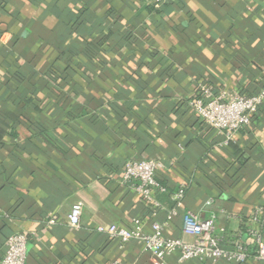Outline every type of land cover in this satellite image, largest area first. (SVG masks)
Instances as JSON below:
<instances>
[{"label":"crops","instance_id":"0c3cea01","mask_svg":"<svg viewBox=\"0 0 264 264\" xmlns=\"http://www.w3.org/2000/svg\"><path fill=\"white\" fill-rule=\"evenodd\" d=\"M200 85L264 93V0H0V261L25 233L26 264H154L105 230L175 209L166 236L187 211L214 217L223 248L263 264L249 231L264 240V103L223 146L186 106ZM132 159L164 166L154 215L121 184Z\"/></svg>","mask_w":264,"mask_h":264},{"label":"built area","instance_id":"2783aa9c","mask_svg":"<svg viewBox=\"0 0 264 264\" xmlns=\"http://www.w3.org/2000/svg\"><path fill=\"white\" fill-rule=\"evenodd\" d=\"M167 0H153L158 6ZM264 93L253 96L242 94L220 93L215 96L205 85L186 103L190 113L199 122L206 124L211 131L224 137L223 146L233 140L234 135L242 128L250 125L252 115L263 105ZM163 164L156 159L136 160L125 163L121 174V184L141 197L154 215L160 204L155 199L156 193L164 194L166 187L157 180V172L163 170ZM185 187L180 186L175 194L176 208L181 206ZM176 210L167 213L163 223L153 222L149 230L141 219H134L128 227H108L105 232L116 239L121 246L131 242L139 243L149 253L154 264H165L167 258L178 254L177 261L217 263L224 261L232 264H244L249 258L247 248L241 244L231 243L232 249L222 246V238L217 235L215 219H200L190 211L181 216V237L172 238L165 234L168 223L176 215ZM82 206L73 205L68 214L69 226L79 228ZM249 236L254 245V259L264 264V240L258 231L250 230ZM28 236L15 233L4 243V254L0 264H26ZM112 264H120L118 261Z\"/></svg>","mask_w":264,"mask_h":264},{"label":"trees","instance_id":"16d2710c","mask_svg":"<svg viewBox=\"0 0 264 264\" xmlns=\"http://www.w3.org/2000/svg\"><path fill=\"white\" fill-rule=\"evenodd\" d=\"M96 52L98 51V49L96 48L95 50ZM245 96H253V95H245ZM227 264H232V263H227Z\"/></svg>","mask_w":264,"mask_h":264}]
</instances>
